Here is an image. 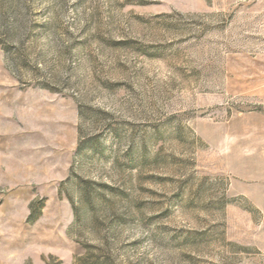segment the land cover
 <instances>
[{
	"label": "rangeland",
	"instance_id": "obj_1",
	"mask_svg": "<svg viewBox=\"0 0 264 264\" xmlns=\"http://www.w3.org/2000/svg\"><path fill=\"white\" fill-rule=\"evenodd\" d=\"M0 264H264V0H0Z\"/></svg>",
	"mask_w": 264,
	"mask_h": 264
}]
</instances>
